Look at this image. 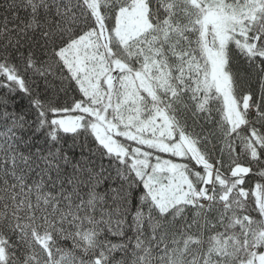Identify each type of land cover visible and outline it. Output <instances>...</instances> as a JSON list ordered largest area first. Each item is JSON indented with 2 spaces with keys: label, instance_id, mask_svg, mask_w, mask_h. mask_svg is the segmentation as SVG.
Returning <instances> with one entry per match:
<instances>
[{
  "label": "snow or ice",
  "instance_id": "6c2138e0",
  "mask_svg": "<svg viewBox=\"0 0 264 264\" xmlns=\"http://www.w3.org/2000/svg\"><path fill=\"white\" fill-rule=\"evenodd\" d=\"M0 264H264V0H0Z\"/></svg>",
  "mask_w": 264,
  "mask_h": 264
}]
</instances>
